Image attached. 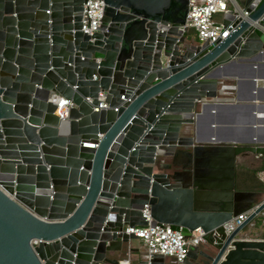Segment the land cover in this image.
I'll return each instance as SVG.
<instances>
[{
    "label": "water",
    "instance_id": "water-1",
    "mask_svg": "<svg viewBox=\"0 0 264 264\" xmlns=\"http://www.w3.org/2000/svg\"><path fill=\"white\" fill-rule=\"evenodd\" d=\"M85 2L0 0V264H127L145 203L151 225L202 231L181 264H264V239L244 232L264 197L237 184L264 141L185 131L198 104L222 102L220 66L264 50V0L227 9L225 38L189 44L187 0H103L92 34ZM58 96L74 104L64 118Z\"/></svg>",
    "mask_w": 264,
    "mask_h": 264
},
{
    "label": "crops",
    "instance_id": "crops-1",
    "mask_svg": "<svg viewBox=\"0 0 264 264\" xmlns=\"http://www.w3.org/2000/svg\"><path fill=\"white\" fill-rule=\"evenodd\" d=\"M220 72L223 74L219 78L222 91L219 99L222 102L198 104L196 123L185 126V131L187 134L196 132L200 139L216 137L238 141H264V50L252 57L228 61L220 66ZM220 82L227 86L223 87ZM263 169V160L254 155L246 156L243 164L237 165L239 187H244L243 170H255L257 175ZM257 191L260 192V198L264 197V190ZM244 232H248L252 238L264 239L261 235L262 227H254V218ZM120 255L123 262L128 260L127 264H142V240L138 237L131 238L123 244ZM164 263L175 264V260L165 256Z\"/></svg>",
    "mask_w": 264,
    "mask_h": 264
},
{
    "label": "built area",
    "instance_id": "built-area-1",
    "mask_svg": "<svg viewBox=\"0 0 264 264\" xmlns=\"http://www.w3.org/2000/svg\"><path fill=\"white\" fill-rule=\"evenodd\" d=\"M188 10L185 22L180 24L179 28L187 26L193 28L199 41L208 40L209 42L219 41L230 32L229 26L223 24L224 12L231 8L238 11V15L246 16L248 11L240 6L241 0H187ZM103 0H86L83 3V11L81 18V30L85 33H94L103 16ZM222 14V17H218ZM95 77V75H94ZM223 87L227 84L220 82ZM99 106L95 109L105 107L104 93L99 91ZM57 107L55 114L64 118L68 115L69 108L74 105L71 99L58 96L53 99ZM258 177L264 182V169L258 172ZM250 213V211L242 212L232 217L229 221L222 224L226 233H229ZM142 216L147 224L135 225L127 227V232H133L142 240L144 246V261L142 264H150V260L154 254H162L170 256L175 260V264H181L186 257L188 246L190 244H199L202 240V231L197 229L192 231L191 236H185L180 230L171 227L168 223L151 225V216L149 204L145 203L142 209ZM128 263V260L124 261Z\"/></svg>",
    "mask_w": 264,
    "mask_h": 264
},
{
    "label": "trees",
    "instance_id": "trees-1",
    "mask_svg": "<svg viewBox=\"0 0 264 264\" xmlns=\"http://www.w3.org/2000/svg\"><path fill=\"white\" fill-rule=\"evenodd\" d=\"M242 181L244 182V187H239L240 177L238 175V188L247 190H264V183L257 177L255 170H243ZM242 182V183H243ZM262 227L261 235L264 237V214L260 213L254 217V227Z\"/></svg>",
    "mask_w": 264,
    "mask_h": 264
},
{
    "label": "rangeland",
    "instance_id": "rangeland-1",
    "mask_svg": "<svg viewBox=\"0 0 264 264\" xmlns=\"http://www.w3.org/2000/svg\"><path fill=\"white\" fill-rule=\"evenodd\" d=\"M218 17H222V14H218ZM197 36L193 28H189L185 37V44H189L191 42L197 41Z\"/></svg>",
    "mask_w": 264,
    "mask_h": 264
}]
</instances>
